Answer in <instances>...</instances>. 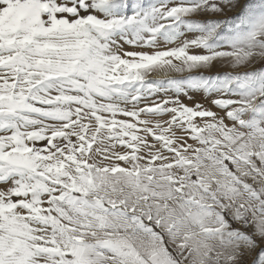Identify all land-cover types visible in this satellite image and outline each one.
I'll return each mask as SVG.
<instances>
[{
	"label": "snow or ice",
	"instance_id": "1",
	"mask_svg": "<svg viewBox=\"0 0 264 264\" xmlns=\"http://www.w3.org/2000/svg\"><path fill=\"white\" fill-rule=\"evenodd\" d=\"M0 264H264V0H0Z\"/></svg>",
	"mask_w": 264,
	"mask_h": 264
}]
</instances>
